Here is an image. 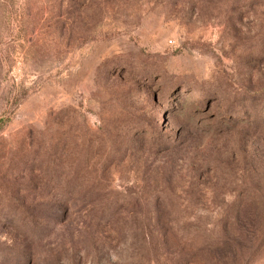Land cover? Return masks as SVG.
<instances>
[{
  "label": "rangeland",
  "instance_id": "374dc122",
  "mask_svg": "<svg viewBox=\"0 0 264 264\" xmlns=\"http://www.w3.org/2000/svg\"><path fill=\"white\" fill-rule=\"evenodd\" d=\"M0 264H264V0H0Z\"/></svg>",
  "mask_w": 264,
  "mask_h": 264
}]
</instances>
